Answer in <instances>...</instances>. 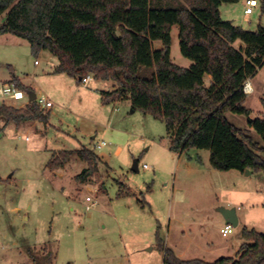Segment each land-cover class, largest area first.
<instances>
[{"label": "rangeland", "instance_id": "rangeland-1", "mask_svg": "<svg viewBox=\"0 0 264 264\" xmlns=\"http://www.w3.org/2000/svg\"><path fill=\"white\" fill-rule=\"evenodd\" d=\"M245 7V0L222 4L220 16L246 31L264 27L260 6L252 15L245 14ZM152 45L162 47L158 41ZM241 46V42L234 44ZM170 59L182 68L192 64L180 54L177 26L171 29ZM55 62V57L33 56L23 39L0 36V79L10 74L11 66L30 85L46 89L53 104L46 133L41 131V135L34 130L40 124L25 123L18 128L0 119V264H163L160 244L176 255V249L189 242L183 231L186 236L190 231L197 243L203 244L200 234L208 238L214 250L225 248L222 254L205 256L192 247L187 255L214 261L235 256L233 242L242 243L244 225L264 234V174L215 170L206 150L193 148L181 157L172 156L163 121L139 110L131 113L129 101L110 104L100 112L98 95L85 93L83 97L80 92L85 89L78 79L80 89L75 94L64 82L49 85ZM91 80L88 91L94 89ZM209 80L205 77L206 84ZM250 80L255 91L251 85L245 107L251 110V118H264V66ZM111 85L105 83L107 89ZM113 88L119 86L114 83ZM2 105L8 106L6 102ZM113 107L117 112H112ZM225 116L260 142L244 116ZM67 136L65 148H92L109 162L110 170L97 157V171L79 183L75 178L87 163L72 155L62 169L54 170L61 172L60 179L51 173L45 167L49 149ZM98 140L108 146L95 150ZM119 147L122 151L115 156ZM61 151L52 152L59 156ZM134 160L137 172L131 170ZM144 164L147 169L142 168ZM86 197L96 201L97 207L86 211ZM227 209L239 213V224L222 237L219 218Z\"/></svg>", "mask_w": 264, "mask_h": 264}, {"label": "trees", "instance_id": "trees-1", "mask_svg": "<svg viewBox=\"0 0 264 264\" xmlns=\"http://www.w3.org/2000/svg\"><path fill=\"white\" fill-rule=\"evenodd\" d=\"M238 1L0 0V36L27 41L33 56L47 51L58 60L56 74L80 79L91 73L95 79L113 81L119 88L102 93V103L128 96L134 111L163 121L170 152L206 150L215 170L264 174V118L250 117L243 91L264 66V27L246 31L223 20L219 7ZM258 1L264 15V0ZM174 26L180 54L192 62L189 68L171 62ZM156 41L160 49L153 48ZM236 42L243 46L235 48ZM9 70L18 89L32 92ZM227 113L244 116L260 142L230 123ZM48 118L35 101L20 109L0 105L3 123L46 126ZM72 155L87 163L75 178L84 183L97 171L91 150L61 151L45 167L62 169ZM241 238L236 258L213 262L181 260L160 244L163 264H264V234L243 228Z\"/></svg>", "mask_w": 264, "mask_h": 264}, {"label": "crops", "instance_id": "crops-1", "mask_svg": "<svg viewBox=\"0 0 264 264\" xmlns=\"http://www.w3.org/2000/svg\"><path fill=\"white\" fill-rule=\"evenodd\" d=\"M4 36V35H3ZM4 42V44H9V40H4L3 41ZM13 41H11L10 40V44L12 43ZM39 55H42V56H45V57H53L51 54H49L47 51H43V52H41ZM54 60V59H53ZM55 61V60H54ZM34 64H35V61H34ZM38 64V61H37V63H36V65ZM0 65H1V63H0ZM58 65V62H55V66H53L52 67V69H53V73L51 74V75H54V76H52L50 79H51V81L48 83L49 85H56L58 82H64V84L65 85H70L71 87V89L73 90V93L75 94V93H79V91H77L78 89H80L79 88V86H78V84H76L77 82H75L76 81V78H73V77H70V76H68L67 74H65V73H60V74H56V73H54V69H55V67ZM9 67H11V66H9ZM13 76H15L17 79H18V81L22 84V85H24L25 87H28V88H30L31 90H32V92L35 94V96H38V95H43V96H45L48 100H50L49 99V97L47 96V94H49L48 93V91H46V89H44L41 85H39V84H36V83H32V85H30L29 83H27L25 80V78H23V77H19L18 75H16L14 72H13ZM54 77V78H53ZM208 77V76H207ZM210 78V77H209ZM9 79H11V75L10 74H8V76L7 77H3V78H1L0 79V82H6V81H8ZM93 79V81L95 82V84H94V89L93 90H87V87H88V85H89V83H90V81H92V80H90L86 85H82V89H85V91H82V92H80L81 93V95H83V97L84 96H86L85 95V93L86 94H91V95H93V96H97V97H99V99H97V101H98V104H99V102H100V107H102V108H100V112H103V110L102 109H104L105 107H108V106H110V104H112V105H114V104H116L117 102H119V101H123V100H126V101H129V99H128V96H125V97H123V98H120V99H118V101H109L108 103H106V104H104V103H102V99H101V97H102V93H104V92H113V91H115L114 90V88H113V85H114V83H113V81H110V80H107V81H105V80H100V79H95L94 77L92 78ZM79 81H80V79H78ZM251 81V80H250ZM108 82H112V88L111 89H107L106 88V86H105V83H108ZM252 85V84H251ZM252 88H253V93H254V91H255V88H254V86L252 85ZM50 91H51V89H50ZM22 98L21 99H19V100H11V101H9L8 103V106H10V107H14V108H18V109H20V108H25L29 103H30V101H29V96H28V92H23L22 91ZM22 100V101H21ZM20 101V102H19ZM73 101V97H71V99L69 100V107L71 108V106H72V102ZM110 102H112V103H110ZM130 102V101H129ZM130 106H131V104H130ZM53 109V104H52V107L50 108V109H47L46 110V112L45 113H47L48 115H49V117H50V114H49V112L51 111ZM66 110H68V109H66ZM112 112H117V108H114L113 107V110H112ZM112 112H110V113H112ZM135 111L132 109L131 110V113H134ZM48 120H49V118H48ZM49 122V121H48ZM29 123H32V124H34L35 126H36V124H40V127L39 128H37V129H34L35 130V132H37L39 135H41L42 134V132L44 131L45 133H46V130H47V127L45 126V125H43L42 126V123L41 122H28L27 124H29ZM14 124V123H13ZM23 124H25V123H23ZM97 124V123H96ZM15 125V124H14ZM22 125V124H21ZM21 125H19V126H17L18 128L21 126ZM47 125H48V123H47ZM3 130V129H2ZM42 131V132H41ZM45 134H43L42 136H44ZM68 138V136L67 137H62V139H64V140H62L58 145H56V147H53V148H51V149H49V151L51 152V154H50V157L54 154V152H52V151H58V150H62V151H76V150H79V149H81V148H86V149H88V150H91L92 148H87V147H77V148H75V149H67V148H65V146L63 145V142H65V139H67ZM92 139H94V137H92ZM166 139H167V144H166V146H167V149H168V151H169V147H170V143H169V140H168V138H167V135H166ZM68 140H69V138H68ZM99 141V140H98ZM97 142V141H96ZM67 143V142H66ZM67 144H69V143H67ZM108 146V145H107ZM107 146H105V147H107ZM105 147H103V148H105ZM102 148V149H103ZM94 154H95V152L93 151V150H91ZM121 151H122V149H121V147H119L116 151H115V156H118L120 153H121ZM170 152V151H169ZM171 153V155L172 156H178V157H181V155L183 154V153H173V152H170ZM185 153V152H184ZM96 155V154H95ZM74 156H76V157H78L77 155H74ZM97 157H99V159L101 160V165L103 164V166L104 167H107L109 170H110V165H109V162L103 157V156H98V155H96ZM79 158V157H78ZM50 159V158H49ZM80 159V158H79ZM81 160V159H80ZM82 161V160H81ZM69 162V160L67 161V163ZM82 162H85V161H82ZM66 163V164H67ZM65 164V165H66ZM64 165V166H65ZM87 168V167H86ZM142 168H143V166H142ZM147 168H148V166H147ZM147 168H145V169H147ZM144 169V168H143ZM51 173L52 172H54V171H50ZM55 173V172H54ZM61 172H56L55 174H56V176L60 179L61 177H62V174H60ZM245 174V173H244ZM97 207V204H96V206H95V208ZM228 210V209H227ZM235 215H236V217H237V222H238V224H239V218H240V216H239V213L237 212V211H235ZM219 220H220V229L221 228H223L224 226H225V224H227V221H226V219H225V217L223 216V214L220 216V218H219ZM238 224H237V226H238ZM244 228H246V229H248V230H251V227H249L248 225H244ZM255 230V229H254ZM256 231V230H255ZM182 234H183V236L184 237H188V239H189V242L185 245V246H183V248H181V249H176V256L179 258V259H181V260H192V259H199V260H202V261H206V262H213V261H208L209 259H206V257H198V258H193V257H190V256H187V255H189L190 253H189V250L192 248V247H196L197 249H196V252L197 253H199L200 252V254H204L205 256H211V255H214V254H222L223 252H225V248H222V249H219V250H214L213 249V243L212 242H210V240L208 239V238H205L203 235H199L200 236V238L203 240V241H201V242H203V244H201V243H197V241L196 240H192V238H191V232L189 231V234H188V236H186V234H185V232L183 231L182 232ZM244 243V241L242 240V243L240 244V240L238 241V242H233V247L235 248V256L234 257H228V258H236L237 256H238V254H239V250H240V247H241V245ZM227 248V247H226ZM218 249V248H217ZM201 256V255H200ZM222 258V257H221ZM215 261V260H214Z\"/></svg>", "mask_w": 264, "mask_h": 264}, {"label": "built area", "instance_id": "built-area-1", "mask_svg": "<svg viewBox=\"0 0 264 264\" xmlns=\"http://www.w3.org/2000/svg\"><path fill=\"white\" fill-rule=\"evenodd\" d=\"M245 14L252 15L254 10L259 6L258 0H245ZM37 61H35V64ZM93 75L87 74L86 76L80 78V83L82 85H86L91 79ZM243 91L246 95L250 94L252 91L251 84L246 82L243 87ZM22 91L17 88L16 83L12 80H8L6 82H0V105L11 100H19L22 98ZM35 102L37 105L42 109H50L52 107V102L48 100L43 95H38L35 98ZM108 144L104 140H99L95 142L94 149L101 150L103 147L107 146ZM143 168H147V165H143ZM85 210L91 211L96 206V201H92V198L86 197L85 198ZM234 227L230 224H225L223 228L220 229V234L222 237H227L229 234L232 233Z\"/></svg>", "mask_w": 264, "mask_h": 264}, {"label": "water", "instance_id": "water-1", "mask_svg": "<svg viewBox=\"0 0 264 264\" xmlns=\"http://www.w3.org/2000/svg\"><path fill=\"white\" fill-rule=\"evenodd\" d=\"M27 94H28V96H29V101H30V102L35 101L36 96H35V94H34L33 92H29V93H27ZM131 170H132L133 172H137V171H138V162H137V160H134V161H133V164H132V168H131ZM222 214H223V216L225 217V219H226V221H227V224H230V225H232L233 227H237L238 222H237V217H236L234 211H231V210H224V211L222 212Z\"/></svg>", "mask_w": 264, "mask_h": 264}]
</instances>
